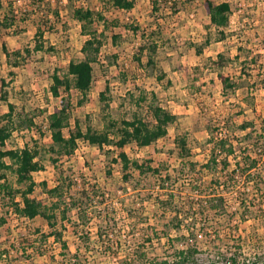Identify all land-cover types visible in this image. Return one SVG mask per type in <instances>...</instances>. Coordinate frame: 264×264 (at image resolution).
<instances>
[{
    "label": "rangeland",
    "instance_id": "rangeland-1",
    "mask_svg": "<svg viewBox=\"0 0 264 264\" xmlns=\"http://www.w3.org/2000/svg\"><path fill=\"white\" fill-rule=\"evenodd\" d=\"M3 1L7 6L12 0ZM13 1L17 21L9 29H0V124L7 122L4 116L11 103L17 107L16 116L33 119L34 126L30 129L25 125L17 127L3 149H37L45 167L34 174L37 183L47 182L51 187L56 184L57 175L48 152L52 144L49 116L60 106V99L50 91L53 76L57 71H66L70 62L84 59L82 48L89 38L84 34L82 24L73 17L70 6H91L104 12L107 18V22L99 21L92 27L105 37L99 59L93 64L94 82L86 103L78 106L82 94L75 89L71 91L75 106L72 129L76 120L86 131L89 126L103 130L109 120L122 122L139 114L145 118L149 100L156 94L159 103L176 116L169 126L167 138L145 148L134 144L126 150L134 160L151 159L152 166L160 169L162 177L170 174L171 183L181 193L177 195L184 201L196 200V194L192 192L194 176L183 168L182 162L197 163L198 169L206 163L211 147L208 144L212 138L210 132H215L216 137L225 136L227 119L237 112L239 123L254 119L252 101L257 113L264 117V28L258 16L237 15L227 27L218 29L206 13V0H159L160 9L156 12L151 0H135L131 11L111 8L105 11L104 0H45L50 7L44 4L41 8L34 6L32 0ZM56 9L59 17L54 14ZM39 28L42 35H38ZM138 28L140 31L136 33ZM114 36H118L116 42ZM39 43L44 49L37 51L35 47ZM148 43L157 45L155 64L147 65L144 55L140 65L137 61L140 47ZM4 48L9 52L20 51L21 57L12 55L8 59ZM221 53L233 60L225 72L239 84L236 94L227 98L222 95L218 69L213 64ZM103 92L104 101L101 99ZM142 98L147 101H140ZM66 134L69 135V130ZM234 134L242 139L246 132L236 129ZM179 140L186 141L189 156L180 154ZM78 144L75 153L65 156L61 164L65 169L71 168L79 182L98 184L108 195L105 208L110 214L115 213L118 221L115 231L111 226L105 228L104 240L110 246L102 245L97 233L101 223L94 220L88 228L91 233L89 248H85L82 240L69 228L65 239L70 252L60 253L57 244L44 256H37L31 249L22 253L16 243L20 230L43 227L48 232L49 228L41 218L33 222L18 221L8 211V202L2 200V195L0 217L6 218V224L0 227V250H9L10 254L4 256V262L0 264H123V259L133 260L132 250L143 242L140 230L143 225L132 230L140 218H148L158 228L159 236H163L161 232L165 229L166 219H161L156 198H165V195L157 189V175L140 180L136 171L131 183H125L120 165L113 161L118 149L112 148L114 152L107 156L83 139ZM5 174L11 188L24 189L12 170H6ZM35 196H44L41 188H37ZM253 197L258 203L259 196ZM17 198L20 200V196ZM230 206L237 209L232 197ZM263 216L264 213H260L256 219L246 222L239 215L232 222L212 218L208 234L213 239L217 232L220 237L212 250L209 244L213 241L200 234L201 258L206 261L212 251L228 257L239 252V258L261 251L264 256ZM175 235L172 231L171 238ZM12 244L16 246L12 247ZM238 245L244 247V254L236 249ZM147 248L148 261L137 264H159L174 255V248L166 237L161 241L154 239V247L147 245ZM29 254L33 255L31 259H28Z\"/></svg>",
    "mask_w": 264,
    "mask_h": 264
},
{
    "label": "trees",
    "instance_id": "trees-1",
    "mask_svg": "<svg viewBox=\"0 0 264 264\" xmlns=\"http://www.w3.org/2000/svg\"><path fill=\"white\" fill-rule=\"evenodd\" d=\"M32 1L38 8L43 7L44 4L50 7L45 0ZM151 1L153 10L159 11V0ZM14 3L12 0L6 6L4 1L0 0V29H9L17 21ZM103 3L105 11L110 8L131 11L135 7V0H104ZM70 7L73 17L82 24L84 34L89 38L82 48L84 59L70 62L66 71L63 73L57 71L53 76L50 91L55 98L60 99V106L56 107L53 114L49 116L52 144L48 152L51 154L50 160L57 175L54 186H49L47 182L37 183L34 179V174L45 168L39 159L40 152L37 149L29 147L3 149L17 127L25 125L30 129L34 126V120L17 117V107L8 103L9 112L4 116L7 122L0 124V196L3 195L2 200L8 202V211L14 214L18 221L33 222L41 218L49 228L48 232L44 231L43 227L20 230L16 243L22 249V253H27L31 249L37 256H44L57 244L61 249L60 253L70 252L69 244L65 239V233L69 228H72L74 235L82 240L83 246L89 248L91 233L88 228L94 220L101 223L97 233L102 245L106 248L110 246L109 242L104 240V232L107 231L105 228L111 226V230L115 231L118 221L116 214H110L105 208L108 195L98 184L79 182L73 170L65 169L61 164L65 156L70 157L75 153L79 140L83 139L107 156L114 152L112 148L118 149L113 161L120 165L125 183H131L136 171L140 175V180L148 175H157V189L165 195V198L160 196L156 198L161 219L164 221L166 219L165 229L161 232L163 236H159L158 228L152 225L148 218L137 220L132 230L143 225L140 227L143 242L132 250L135 255L133 260L123 259V264L146 263L148 261L147 245L154 247V239L161 241L163 237H166L167 242L174 248V255L170 259L161 260L159 264H237L239 252L227 257L218 251H212L205 261L201 258L199 239L200 234L206 239H211L213 244L210 243L209 248L213 250L215 246L212 245H215L220 234L214 232L213 239L210 237L208 231L211 221L221 218L232 222L235 216L239 215L241 220L246 222L264 213L263 115L257 113L252 101L254 119L239 123L240 114L237 112L227 119L225 136L216 137L215 132H210L212 136L208 142L211 145L210 153L206 163L200 169L198 164L192 161L182 162L183 168L194 176L192 192L196 194V200L184 201L177 195L181 193L171 183L170 174L162 177L160 169L152 166L151 159L147 158L142 162L134 160L126 150L128 146L134 144L139 148H145L167 138L169 126L175 122L176 116L159 103L156 94H152L149 100L148 115L145 118L139 114L132 120L122 122L109 120L103 130L89 126L86 131H83L79 120H76L75 127L72 129L71 120L75 106L71 91L75 89L82 94L78 106H83L92 89L93 64L99 59L105 37L104 33L94 31L92 27L99 21L107 22V18L104 12L91 6ZM205 9L212 24L218 29L228 26L229 4H216L212 0H206ZM48 10L51 11L50 8ZM54 14L59 17V10L56 9ZM139 31V28L135 29L136 33ZM42 34L39 28L38 35ZM113 39L116 42L118 36H114ZM35 49L43 50L44 45L39 43ZM4 51L8 59H11L12 55L21 57L20 51L9 52L6 48ZM139 51L140 57L137 61L140 65L144 55L147 56V65L155 64L157 53L155 43L143 44ZM27 53L30 54V51L27 50ZM198 53H201V49H198ZM232 62L231 57L222 53L218 55L217 60L213 61L222 84V95L226 98L231 94L235 95L239 89V84L225 72V68ZM147 98H142L140 101H147ZM101 99L102 101L105 99L104 92L101 94ZM4 101H7V98H4ZM236 129L246 132L242 139L234 134ZM66 130H69V135L66 134ZM178 146L182 157L189 156L186 141L179 140ZM6 170L13 171L18 183L24 185V189L11 188L6 182ZM37 188H41V194L44 196H35ZM135 189L139 188L135 186ZM253 195L259 196L258 203H255ZM230 197L237 203V209L233 210L230 206ZM5 224L6 218L0 217V227ZM172 231L176 232L175 238H171ZM144 237H146L145 240ZM184 239L187 242H184ZM115 244L119 245L118 242ZM15 246L16 244H12V247ZM236 249L242 251L241 245H238ZM7 254H10L9 250H0V263L4 262L3 257ZM61 255L66 256V254ZM28 256V259H31L33 255Z\"/></svg>",
    "mask_w": 264,
    "mask_h": 264
},
{
    "label": "built area",
    "instance_id": "built-area-1",
    "mask_svg": "<svg viewBox=\"0 0 264 264\" xmlns=\"http://www.w3.org/2000/svg\"><path fill=\"white\" fill-rule=\"evenodd\" d=\"M216 4L227 3L230 5L229 22L237 15H254L261 18V25L264 28V0H212ZM257 23V22H256ZM264 207V206H263ZM241 253L244 254V247ZM233 255V254H232ZM228 257V256H227ZM264 263V256L261 251L253 252V255L237 258V264H261Z\"/></svg>",
    "mask_w": 264,
    "mask_h": 264
},
{
    "label": "water",
    "instance_id": "water-1",
    "mask_svg": "<svg viewBox=\"0 0 264 264\" xmlns=\"http://www.w3.org/2000/svg\"><path fill=\"white\" fill-rule=\"evenodd\" d=\"M261 264H264V263H261Z\"/></svg>",
    "mask_w": 264,
    "mask_h": 264
}]
</instances>
